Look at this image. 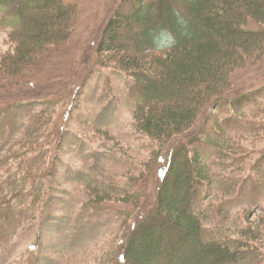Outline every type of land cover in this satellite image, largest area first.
<instances>
[{
    "label": "trees",
    "instance_id": "obj_1",
    "mask_svg": "<svg viewBox=\"0 0 264 264\" xmlns=\"http://www.w3.org/2000/svg\"><path fill=\"white\" fill-rule=\"evenodd\" d=\"M129 2L108 24L99 51L105 66L135 76L136 126L170 157L163 177L160 152L131 183H87L84 208L123 202L141 209L158 178L155 202L139 222L131 223L132 208L122 207L127 231L112 261L264 264V219L253 220L242 197L252 186L253 203L264 209V147L234 134L235 128L264 133V88L242 93L234 83L238 71L264 60V0H133L127 13ZM79 10L66 0H0V29L14 41L0 57V94L11 83L32 84L33 71L73 42ZM39 103L0 100V245L27 222L44 225L48 199H55L57 171L48 150L64 143L70 129L66 121L55 123L49 108L26 118ZM252 105L255 111L262 105L260 120L246 117Z\"/></svg>",
    "mask_w": 264,
    "mask_h": 264
},
{
    "label": "rangeland",
    "instance_id": "obj_2",
    "mask_svg": "<svg viewBox=\"0 0 264 264\" xmlns=\"http://www.w3.org/2000/svg\"><path fill=\"white\" fill-rule=\"evenodd\" d=\"M66 1L80 7L73 42L57 52L53 59H48L45 68L33 71L30 76L34 79L32 84L11 83L0 94L1 101L22 97L28 103L41 102V105L29 107L26 118L49 108V116L55 123L66 121L70 129L68 136L64 137L65 144L61 142L56 147L55 143L48 150H53L50 163H55L57 173L51 179V194L55 199H48L52 202L46 222L44 225L42 221L27 222L13 234V241L0 245V264H116L117 257L114 262L111 256L118 252L127 231L123 202L112 209H85L89 200L87 183L107 181L120 186L131 183L135 175L148 169L155 153L160 152L162 164L158 173L163 177L161 174H165L170 157L168 149L164 151L157 141L141 133L136 126L135 76L119 70L116 65L105 66L102 62L101 42L124 0ZM132 7L133 0H130L125 12L131 13ZM13 42L11 32L0 29V57L14 48ZM234 81L237 92L264 88V60L238 71ZM51 101L58 105L43 106ZM260 107L262 105H258L256 111L253 105L249 107L250 115L246 117L260 120L257 116ZM54 110L57 113L53 114ZM212 110L219 111L217 108ZM69 112H72L71 117ZM206 118L205 115L197 129L205 124ZM234 134L238 138H251H245L251 140L248 145L254 142L264 147L263 132L258 135L244 128H235ZM56 151L62 157H55ZM260 166L264 167V163L261 162ZM155 181L151 182L141 209L124 206L126 210L132 208L131 223L139 222L151 209L161 180L157 178ZM249 188L242 197L252 219L261 221L264 209L253 203L252 186ZM196 204L199 206L201 200ZM41 229L44 231L43 242H39ZM37 243L42 246L38 247Z\"/></svg>",
    "mask_w": 264,
    "mask_h": 264
}]
</instances>
